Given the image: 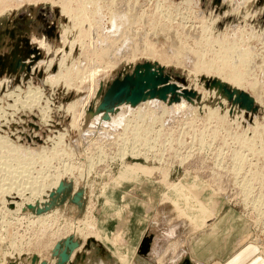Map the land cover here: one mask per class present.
I'll list each match as a JSON object with an SVG mask.
<instances>
[{
    "label": "rangeland",
    "instance_id": "rangeland-1",
    "mask_svg": "<svg viewBox=\"0 0 264 264\" xmlns=\"http://www.w3.org/2000/svg\"><path fill=\"white\" fill-rule=\"evenodd\" d=\"M74 1H71L73 2L72 6H75ZM179 1L93 0V4L90 0V8L92 11L98 12L91 22L94 28H90L89 24H87L88 22H84L82 24L84 29L82 30H87V32L91 33L85 37V41L92 42L93 46L95 42V48L97 49L100 45V41L97 39L113 31V27L110 25L112 20L109 18L121 17V19L119 18L120 20L116 19L117 25L119 26L121 21L125 23L121 22V26L117 27L119 32H117L118 34L115 37V40L117 39L115 42L118 41L116 45H121L125 39L119 42L121 41L120 36L125 35L126 37L127 34V38H129L125 42L127 48L132 46L130 43L139 42L138 44L142 46L146 42L152 44V49L156 50L157 54L161 55L162 53L163 57H165V54L170 59L173 55L177 56V58L174 57V61L171 60V62L173 61L172 63L166 58L169 63L165 62L166 67L160 68L164 69V72L175 82L188 86V89L191 90L192 86H196L197 90L193 89L196 93L194 99L195 103L198 102L197 105L200 109H186L179 112L180 114L177 112L171 115V113H161L160 109L157 112L151 113L149 111L145 113L148 111V108H145L142 110L145 114L127 115L126 130L122 128L123 126L102 128L94 125L92 118L95 114L107 113L105 110H99L98 105L108 85L116 79H121L125 74H130L135 65L150 62V56L137 51L134 53L132 63L127 62L129 59L124 56L116 67L102 79L103 88L100 95L92 101L85 116L81 118L76 115L77 118L75 117V119L78 125L73 127L74 129L69 127V121L71 122L70 119H72L71 114L64 112L61 107L78 96H80L79 98L85 97L88 93L87 84L82 85L84 89L77 94L73 89H69V92L64 91L62 83L55 87H52L49 83L45 84L43 76L39 81L33 77L29 81L26 79L18 82L15 81V75L12 73L7 74L4 72L0 76V80L3 78L9 79L8 84L4 82L0 86V110L5 108L6 104L13 103L15 100L13 96L18 94L17 92L24 96L28 87H32L37 88L41 93L40 105L44 106V102L49 105L48 119H50L49 121L43 120L36 108L31 112L25 109H20L21 111L15 113L11 112L12 118L6 117L5 120L0 116V124L2 125L0 126V144H3V141L6 140V142L10 143L9 145L21 148L19 151L14 150L15 152H12L14 147L10 148L5 141L4 143L6 144H3V147L0 146V183H2L0 184L2 186L0 190L4 189L7 191L11 185L14 186L11 187L13 189L24 188L25 190L31 186L34 188L35 184L38 185L40 176L49 174L62 176L65 169L71 170L69 175L66 174V177L61 179L62 181L59 183L58 193L60 196L58 199L50 205L45 204V206L38 209L39 211L34 210V207L37 206L35 204L40 201L35 199V201L37 200L36 203L24 204L20 211L14 212V214L13 212L10 213L7 209H14V204L11 202L12 207L8 206L6 209V206L2 203V198H5L3 196L5 191L3 190V194H0L1 264H30V258L34 251L32 245L37 240L39 241L38 243L53 245L45 254L42 252L45 258L49 259L52 256L53 247L56 244L63 246V240L67 237H70L71 241L78 242L79 245L89 241L86 243L87 246H84L85 249L81 250L78 247L79 252L75 249L74 254L77 252V255L73 260L71 259L72 264H122L111 255V250L117 249V252L124 254L130 248L135 252L134 255L137 254L147 264L158 263L153 258L152 253L155 252H159L158 254L160 255L162 253L163 257H168L171 253V257L162 262L163 264H196V262H200V264H212L213 262H219L218 264H243L245 261L240 262L238 259L239 256L244 255L250 260L249 262L264 264V99L262 107L254 103L255 111H246L239 105L235 107L217 89L214 91L215 94L210 95L208 93L201 99L202 97L197 91L202 89L205 92H210L213 90V87H209L207 84L211 79L215 78L206 79L204 72L199 71V73L195 68L196 62H206L213 58V52H209L208 45L210 44L213 50H217L218 47L215 42L211 43L210 40L215 37L214 35L222 33L229 25L241 26L244 23L249 24L251 27L243 32L241 38L243 41L245 40L244 43L249 47L259 48L261 46L259 37L264 33V12L261 9L263 4L262 2L258 3L259 1L255 3L249 0L247 1L248 4L246 3L243 7V11L241 6L238 12L236 10L233 11L231 5L228 6L230 0H219L218 4L214 0H197L198 4L195 3V0L194 2L193 0L187 1V3L182 0ZM59 3L60 0H18L15 3L17 5L14 6L15 8L1 12L0 54H9L17 44L19 53L23 55L27 48L18 38L25 36L28 39L43 37L50 45L51 51H56L55 55L57 58L62 56L63 52L68 50V43H65L63 48L60 35L63 30L70 29L71 23L66 16L59 12L61 7V3ZM222 10L226 12L232 11L221 18L219 15H222ZM245 12H251L250 14L253 17L250 20L244 19ZM124 14H126V17H124ZM100 15L103 18H100ZM216 15L217 22L212 23V19ZM95 19H98V23ZM208 20H211V23ZM238 21L239 23H237ZM99 22L101 24L99 25L100 29L98 27ZM94 25H97V29ZM47 26L53 27L50 28L52 29L51 34L48 33ZM109 29L110 31L107 32ZM128 30L134 31L130 32ZM122 31H127V33L125 34ZM166 31H170V33H166ZM172 31L173 33H171ZM248 32L252 33L249 35ZM174 33L176 38L173 36ZM205 33L206 35H204ZM75 34V30L71 31V34H69L70 38ZM166 34L170 35L167 36ZM252 38L253 41H250ZM174 39L176 42L173 45ZM206 41H209V44L206 45ZM178 45L180 48H177ZM62 48L64 51H62ZM181 48L186 51L184 52ZM178 50H181L182 54L175 52ZM98 51L96 50L95 53L91 52L84 58L79 53L78 45H76L71 57L67 58V63L69 62L70 64L72 61L74 63L73 70L72 68L70 69L72 72H70V76L77 81V77L81 78L84 72L87 71L85 70L86 68L93 66L92 62H95L94 59L100 63L101 61L97 59L100 53H97ZM90 54H92V57ZM29 55L33 56L32 53ZM45 57H47L46 53L42 52L41 59L45 60ZM79 61L82 62L80 63ZM125 62L127 66L123 64ZM77 63H80V66ZM100 64L104 65L102 62ZM259 64H262L261 58L255 57L253 60V73L256 78L262 79L264 78V68H262L264 64ZM55 66L51 69L54 72L57 69V66ZM51 70L50 73L52 72ZM195 72H198L197 77ZM247 91L246 89L244 92L248 94L249 91ZM186 100L188 101L189 99ZM215 107H217V110L212 115V109ZM116 108L117 106L114 107V109ZM224 109L230 110L229 112L227 111L226 119H217L218 115H222ZM232 109H236V117L243 110V119L237 120L233 116L230 119ZM108 113H112V111ZM124 113L127 114L126 112ZM88 114L89 116H87ZM0 115L3 114L1 113ZM9 120L10 123H5ZM82 132L85 134H81ZM57 134L65 136L61 137L60 140H56ZM139 139L141 142L138 141ZM136 141L138 142L136 143ZM138 149L141 152L140 155L131 153V151ZM121 150L122 152L126 151L128 154L120 158ZM144 155H147L148 158L145 159ZM134 162L154 167L155 170L152 175L150 174L151 176L137 172L139 177L136 181L128 177L124 179L117 178L125 170L124 166L126 164ZM88 165L91 167L89 166L88 168ZM85 172L89 175L88 179H79L77 174ZM131 174H136V172H131ZM168 185H171V187L176 185L181 192L178 194L176 191L171 190ZM201 190L203 191L201 192ZM195 194H198L197 198ZM215 201L218 204L217 206L212 203ZM196 202L198 204L194 205ZM188 203L194 205L193 211L187 209ZM212 206L215 211L212 210ZM60 207L65 211H61ZM182 208H184L185 216L181 214L180 210ZM37 216L41 217L37 218ZM78 221H84V223L87 221L86 224H93L95 229L98 230L100 239L96 240L92 237L82 241L83 237L81 235L72 236L64 229V226L67 225L64 223L77 225L79 224ZM200 221L202 223H199ZM116 224H119L118 230L115 228ZM81 225L82 233L85 235L84 233L88 229ZM123 226H126L127 234L121 231L120 234L124 238H132L133 241L116 247L117 241H112V238L117 239L118 234L116 232L124 230ZM79 233H81V230ZM140 239L141 242L139 241ZM240 239H243V241L239 244L238 241ZM175 240H183V242H178L179 248L176 242L177 244L174 245L175 249H171V245L168 244L174 243ZM184 240H186V245ZM50 241H52L51 244ZM130 242H133V246H131ZM136 242H140V244L135 246ZM11 243H14L18 249L20 247L23 253L22 256L7 257V254L11 251ZM113 243L115 244L113 245ZM165 246H169V249ZM164 247L165 249H163ZM166 248L169 254L165 252ZM87 250L88 252H86ZM3 253L6 254L3 255ZM24 253L29 256L25 257ZM228 253H234V255L229 257V260L211 259L214 255H218L221 258ZM81 254H84V257L77 259V256ZM235 255L237 256L235 257ZM38 260L37 257L36 264H40ZM129 264H136L134 256ZM142 264L144 263L142 262Z\"/></svg>",
    "mask_w": 264,
    "mask_h": 264
},
{
    "label": "bare ground",
    "instance_id": "bare-ground-1",
    "mask_svg": "<svg viewBox=\"0 0 264 264\" xmlns=\"http://www.w3.org/2000/svg\"><path fill=\"white\" fill-rule=\"evenodd\" d=\"M18 0H0V13L3 12L4 10H11L13 8H15L14 6H17L15 5V3L17 2ZM58 1V0H57ZM72 1V0H71ZM70 0H60V3H61V7H60V13L63 14V16H66L69 20H70V23H71V27H69L70 29H65L62 31L61 35H60V39L62 40L63 42V48H64V45L65 43H68V50L67 51H64V49L62 48V51L63 52V55L62 56H59L57 58V56L55 55L56 51H51L52 49L50 48V45L48 44V42H46V40L42 37V38H39V39H36V38H33V39H28V42H29V47H32L34 49H36V52L38 51L40 54L42 52L46 53L47 57H45L46 59L43 60L41 59V56L40 58H37L33 64L30 66V70H29V73L27 75V79L28 81L30 79H32L33 77L37 78L38 81L42 78L43 76V79H44V83H49L52 87H55L57 85H59V83H62V87H64V91H68L69 89H73L77 94L78 92H80L83 88L82 85L84 84H87L88 86H86L88 88V93L87 95H85V97H81L79 98L80 96L76 97L75 99H73L72 101L68 102L66 105H64L62 108V110L64 112H67V113H70L71 114V122L69 121V127H77L78 125V122L77 120L75 119L76 115L79 116V117H83L85 116V113L87 114L88 112V109L90 108L91 104H92V101H94V99L96 97H98L100 95V92L103 88V83H102V79L108 74L109 71L113 70L117 63L121 60V58H124L127 57L129 60L127 62H130L132 63V58L134 56V53L135 51L137 52H140L141 54H144L146 56H150V62L151 64H154L155 67H166L165 66V62H171V60L174 61V57L177 58V56H174L171 57H166V54H165V57L162 56V53L161 55L160 54H157L152 48V44L150 43H146L145 42V45H142L140 46V44H138L139 42L133 44V43H130L132 44L131 47H126L125 45V42H126V39H129L127 38V31H122L126 34V37L125 35L124 36H120V39L121 41L119 42H122L123 43L121 45L118 44V46L116 45L117 42H115V37L116 35L118 34L117 31V27L119 28L120 23L123 21H119L121 19V17H117L119 20V26L117 25V22H116V19L117 18H109L112 20V24L110 23V25L113 27V31L109 32L107 35L103 36V37H100L98 38L97 40H99L98 42L100 43L99 47H97V49L95 48V42H94V46H93V43L92 42H86L85 41V37L88 36V34H91L90 32H87V30H82L84 29L82 27V24L84 22H88L87 24H89L88 26L91 28L92 27V20L94 17H96V13H98L97 11L95 12L92 11V9L90 8L91 6V3H90V0H75V6H72V3ZM92 3H93V0H91ZM115 1V0H114ZM181 1V0H180ZM179 1V2H180ZM183 2H186L187 1H190V0H182ZM224 1V0H223ZM247 1L249 0H230V4L228 6H232V10H240L241 6H242V11H243V7L245 6V4L247 3ZM253 2L257 3V1H259L258 3L262 2L263 4V9L262 12H264V0H252ZM52 2V1H51ZM106 2V1H105ZM110 2V1H109ZM194 2V0H193ZM198 1L195 0V3H197ZM59 3V4H60ZM111 3V2H110ZM130 3V2H129ZM235 3V4H234ZM22 4V3H21ZM94 4V3H93ZM104 4V3H103ZM132 4V3H131ZM198 4V3H197ZM248 4V3H247ZM97 5H98V2H97ZM96 5V7H98ZM111 5V4H110ZM135 5V4H134ZM142 5V4H141ZM181 5V4H180ZM123 6V4H122ZM195 6V5H194ZM220 6V5H219ZM252 6V4H251ZM101 7V6H100ZM134 7V6H133ZM156 7V6H155ZM159 7V6H158ZM223 7V6H222ZM255 7V6H254ZM138 8V7H137ZM246 8V7H245ZM249 8V7H248ZM58 9V8H57ZM134 9V8H133ZM158 9V8H157ZM97 10V8H96ZM101 10V9H100ZM98 10V11H100ZM116 10V9H115ZM132 10V9H131ZM226 10V8H225ZM223 11L221 14L222 15H219L221 16H226L227 14H230V12H226V11ZM228 10V9H227ZM107 11V10H106ZM129 11V10H128ZM235 11V12H236ZM260 11V10H259ZM112 12V11H111ZM125 12V11H124ZM132 12V11H131ZM139 12V11H138ZM142 12V11H141ZM239 12V11H238ZM237 12V13H238ZM119 13V12H118ZM117 13V14H118ZM251 13V12H250ZM250 13L248 12H245L243 18L244 19H251L253 17V15H251ZM254 13V12H253ZM252 13V14H253ZM116 14V16H117ZM140 14V13H139ZM233 14V12H232ZM236 14V13H235ZM243 14V13H242ZM99 15V14H98ZM111 15V14H110ZM115 15V14H114ZM119 15V14H118ZM122 15V14H121ZM126 17V14H124ZM215 15V14H214ZM129 16V15H128ZM177 16V15H176ZM241 16V15H240ZM239 16V17H240ZM112 17V16H110ZM135 17V16H134ZM137 17V16H136ZM211 17V16H210ZM100 18H103L101 17L100 15ZM99 19V18H98ZM98 19H95L98 23ZM108 19V21H109ZM125 19V18H124ZM123 19V20H124ZM131 19V17H130ZM230 19V18H229ZM239 19V18H238ZM241 19V18H240ZM100 20V19H99ZM129 20V19H128ZM219 20V19H218ZM132 21V20H130ZM129 21V23H130ZM146 21V19H145ZM144 21V22H145ZM204 21V20H203ZM209 21V20H208ZM211 21V20H210ZM209 21V22H210ZM254 21V20H253ZM102 22V21H101ZM143 22V21H142ZM172 22V21H171ZM182 22V21H181ZM208 22V23H209ZM216 23L217 22V15L215 18L212 19V23ZM247 22V21H246ZM250 22V21H249ZM70 23H69V26H70ZM125 23V22H124ZM123 23V24H124ZM211 23V22H210ZM239 23V21L237 22ZM241 23V22H240ZM253 23V22H251ZM94 24H95V21H94ZM135 24V23H134ZM142 24V23H140ZM154 24V23H153ZM68 25V24H67ZM100 22L98 24V27L100 29ZM127 25V24H126ZM144 25V24H143ZM159 25V24H158ZM161 25V23H160ZM163 25V24H162ZM209 25V24H208ZM252 25V24H251ZM66 26V25H65ZM95 26V25H94ZM131 26V25H130ZM129 26V27H130ZM133 26V25H132ZM96 29H97V25L95 26ZM126 27V26H125ZM128 27V29H129ZM154 27V26H153ZM152 27V28H153ZM203 27V26H202ZM251 26H249V24H243V25H232L229 27H226L224 29V31L222 33H219L217 35H214L215 37H213L210 41L211 43H216L217 44V50H213L212 49V46L209 44V41L207 42L206 41V45H208V49H209V52H213L212 56L213 58L206 61V62H196V71H202L204 72L205 74V78L208 79V78H215L216 80L220 81L221 83H224L226 84L227 86H229L230 88L236 90V91H245L246 89L249 91L248 92V95L249 97L254 100V103H257L258 105H260L261 107L263 106V94H264V78L260 79V78H256L254 73H253V60L255 57H260L261 58V63L264 64V33L262 34V36L259 37V40H260V47L259 48H254V47H249L247 44L244 43V41L242 40L241 36L243 35V32L246 30V29H249ZM94 28V27H92ZM133 28V27H131ZM262 28V26H261ZM87 29V28H86ZM104 29V28H103ZM121 29V28H120ZM172 29V28H171ZM202 29V28H201ZM207 29V27H206ZM205 29V31H207ZM210 29V28H209ZM253 29V28H251ZM75 30L76 31V34L70 38V35L71 34V31ZM89 30V28H88ZM142 30V29H141ZM151 30V29H150ZM169 30V29H167ZM184 30V29H183ZM199 30V29H198ZM213 30V29H212ZM264 30V28H263ZM105 31V30H104ZM110 31L107 30V32ZM116 31V32H115ZM121 31V30H120ZM130 31V30H128ZM131 31H134V30H131ZM130 31V32H131ZM139 31V30H138ZM154 31V30H153ZM161 31V30H160ZM163 31V30H162ZM203 31V30H202ZM204 31V32H205ZM254 31V30H253ZM258 31V30H257ZM97 32V31H96ZM101 32V31H100ZM121 32V33H122ZM145 32V31H144ZM170 33V31H168ZM166 31V33H168ZM176 32V31H175ZM211 32V31H210ZM148 33V32H146ZM173 33V31L171 32ZM182 33V32H181ZM230 33V34H228ZM249 33V32H248ZM252 33V32H251ZM249 33V35L251 34ZM102 34V33H101ZM195 34V33H194ZM202 34V33H201ZM211 34V33H210ZM130 35V34H128ZM132 35V34H131ZM137 35V34H136ZM165 35V34H164ZM167 35V34H166ZM170 35V34H169ZM167 35V36H169ZM206 35V33L204 34ZM212 35V34H211ZM253 35V34H252ZM257 35V34H256ZM94 36V35H93ZM100 36V35H99ZM135 36V35H133ZM166 36V37H167ZM174 38H176V35L174 33ZM208 36V35H207ZM254 36V35H253ZM98 37V36H96ZM137 37V36H136ZM206 37V36H205ZM210 37V36H209ZM233 37V38H232ZM133 38V37H132ZM168 38V37H167ZM172 38V37H171ZM199 38V37H198ZM134 39V38H133ZM139 39V38H138ZM137 39V40H138ZM170 39V38H168ZM119 40V39H118ZM166 40V39H165ZM207 40V38H206ZM249 40V39H248ZM258 40V39H257ZM95 41V40H94ZM132 41V40H130ZM250 41H253V38L250 40ZM115 42V43H114ZM143 42V41H142ZM172 42V40H171ZM174 42H176V40L174 39L173 40V45H174ZM205 42V41H203ZM258 42V41H257ZM181 43V41H180ZM198 43V42H197ZM202 43V42H201ZM253 43V42H252ZM62 44V43H61ZM156 44V43H155ZM176 44V43H175ZM205 44V43H204ZM215 44V45H216ZM76 45H78L79 47V53L81 55H83L82 57L86 58L87 55H89V53H95L96 50H99L97 53L98 54V60H100L102 63H104V65H101L98 61L96 62V59L95 62L93 61V66H90L88 67V69L86 68L85 70H87L86 72H84V75H82V79L81 78H78L77 77V81L75 79H73L71 76H70V72H71V68L73 70V66H74V63L73 61L67 63V58L71 57L72 55V52L74 50V48L76 47ZM125 45V47H124ZM177 45V44H176ZM252 45V44H251ZM130 46V45H128ZM182 47V46H181ZM185 47V46H184ZM156 48V47H155ZM159 48V47H158ZM177 48H180L179 45ZM61 49V47H60ZM59 49V50H60ZM206 49V48H205ZM177 50V49H176ZM184 52L186 51L185 49H182ZM181 50H178V51H175L176 53H181ZM207 50V49H206ZM58 51V50H57ZM174 51V49H173ZM136 52V53H137ZM158 52V51H157ZM171 52V51H170ZM188 52V51H187ZM186 52V53H187ZM160 53V52H159ZM164 53V52H163ZM176 53H174L176 55ZM79 54V55H80ZM139 54V53H138ZM173 54V52H172ZM182 54V53H181ZM200 54V53H199ZM80 55V56H81ZM92 54H90L91 56ZM164 55V54H163ZM136 56V55H135ZM171 56V55H170ZM178 56H180V54H178ZM199 56V55H197ZM92 57V56H91ZM138 57V56H137ZM202 57V56H201ZM89 58V57H88ZM96 58V57H95ZM135 58V57H134ZM166 58L169 59L166 61ZM181 58V57H180ZM203 58V57H202ZM92 59V58H91ZM91 59H88V60H91ZM136 59V58H135ZM165 59V60H164ZM179 59V58H178ZM259 59V58H258ZM83 60V59H82ZM87 60V61H88ZM93 60V59H92ZM103 60V61H102ZM125 60V59H124ZM176 60V59H175ZM182 60V59H181ZM260 60V59H259ZM172 61V62H173ZM201 61V60H200ZM203 61H204V58H203ZM26 64L29 62L27 59H26ZM80 62V61H79ZM82 62V61H81ZM80 62V63H81ZM168 62V63H169ZM171 62V63H172ZM177 62V60H176ZM80 63H77L79 64L80 66ZM88 63V62H87ZM165 63V64H164ZM256 63V62H255ZM259 63V62H258ZM127 66L126 62L123 63ZM129 64V63H128ZM262 64H259V65H262ZM57 66V69L56 71H52L51 69L54 68V66ZM82 65V64H81ZM55 66V67H56ZM83 66V65H82ZM124 66V65H123ZM87 67V66H86ZM130 67V66H128ZM170 67V66H169ZM75 68V67H74ZM77 68V67H76ZM199 68V69H198ZM264 68V66L262 67ZM124 69V68H123ZM162 69V68H161ZM50 70L53 72L50 73ZM78 70H80V68H78ZM260 70V69H259ZM84 71V70H82ZM164 71V69H163ZM195 71V70H194ZM40 72L41 75H38ZM198 72H195L196 73V77L198 76ZM72 73V72H71ZM200 73V72H199ZM263 73V72H262ZM74 74V73H73ZM79 74V72H78ZM200 75V74H199ZM84 76V77H83ZM195 77V75H194ZM203 77V76H202ZM203 77V79H204ZM12 78V77H10ZM24 74H20L19 75V81L21 80H24ZM195 79V78H194ZM171 81L175 82L172 78L170 79ZM199 80V79H198ZM6 82L7 84L9 83V79H6V78H3L0 80V86ZM106 83V82H105ZM202 83V82H201ZM175 84L178 85L179 87V92H181L182 89H186V90H190L188 89L189 87L184 85V84H181L179 82H175ZM192 84V83H191ZM190 84V86H191ZM199 85V84H197ZM201 85V84H200ZM193 89L197 90L196 86H192L191 87V90L194 91ZM215 87H213V90H211L210 92L207 91H203L201 89V91H197L200 93L201 95V99L204 98V96H206V94L210 93V95H213L214 91H215ZM208 90V89H206ZM210 90V88H209ZM69 92V91H68ZM178 92V93H179ZM18 94L14 95L13 99H15L13 101L12 104H6L5 108H1L0 110V114L2 113L3 115H0L2 117V119H6V117H9V118H12L13 115H11L10 113H15V112H18V111H21L20 109H25L27 110L28 112H31L33 109H37L38 112H39V115L40 117L43 118V120L45 121H49L50 119H48V114H49V105L44 102V106H41L40 105V101H41V96H40V92L37 88H32V87H28V90L26 91V95H20L19 92H17ZM66 93V92H65ZM85 93V94H86ZM198 93V94H199ZM67 94V93H66ZM73 94V93H72ZM181 95H179V99L176 101V102H168V101H162V100H159L157 98H152V99H146L144 101H141L140 103H138L137 105L135 106H131L130 104H127V103H123V104H120L119 106H117L116 109H114L112 111V113H108V117L106 118L105 117V113L101 112V113H97L95 114V116H93L92 118V123L94 125H97V126H101L102 128L103 127H115V126H123L122 128H124L125 130L127 129V123L126 121L128 122V119H127V115L128 114H131L132 115H142V114H145V113H148L149 111L152 113V112H157V110L159 111H162L161 113H179L181 111H185L186 109L188 110H196V109H200L198 107V102L195 103V99H190L188 97H184L182 95V93H180ZM215 94V93H214ZM219 95V94H218ZM9 96V95H8ZM75 96V95H74ZM73 96V97H74ZM209 96V95H208ZM221 96V95H219ZM213 97V96H212ZM7 98V97H6ZM209 98V97H208ZM211 98V97H210ZM218 98V97H217ZM220 98V97H219ZM12 99V100H13ZM186 99H189L188 101ZM207 99V97H206ZM222 101V100H221ZM218 102V101H217ZM94 103V102H93ZM204 103V102H203ZM202 103V105H203ZM216 103V102H215ZM205 104V103H204ZM217 104V103H216ZM221 105V104H219ZM225 105V104H224ZM201 106V105H199ZM208 106V105H207ZM215 106V104H214ZM218 106V105H217ZM1 107V106H0ZM155 107H157L156 109H154ZM202 107H206V106H202ZM210 107V106H209ZM236 107V105H235ZM60 108V109H61ZM145 108H148V111H146L145 113L142 112V110H144ZM217 107H215L214 109H212V115H213V112L215 111L216 112V109ZM223 109V108H222ZM219 110H221L219 108ZM225 110V109H224ZM222 112V115H218L217 119L219 118L220 120H224L226 119V114L228 110H225ZM236 110V109H235ZM232 109V114L230 119H232V116L233 118H236L237 120L239 119H243L242 115L244 114L241 110L238 114V117H236L235 115V111ZM238 110V109H237ZM240 110V109H239ZM230 111V110H229ZM228 111V112H229ZM124 112H126L127 114H125ZM220 112V111H219ZM66 113V114H67ZM160 113V112H159ZM210 113V114H211ZM180 114V113H179ZM216 114V113H215ZM7 115V116H6ZM211 115V116H212ZM89 116V114L87 115ZM209 116V114H208ZM137 117V116H136ZM77 118V117H76ZM80 118V119H81ZM146 118V117H144ZM156 118V117H155ZM173 118V117H172ZM208 118V117H207ZM133 119V118H132ZM136 119V118H135ZM204 119V118H203ZM139 120V119H138ZM149 120V118H148ZM205 120V119H204ZM14 121V120H12ZM82 121V120H81ZM143 121V120H142ZM153 121V120H152ZM208 121V120H207ZM234 121V120H233ZM161 122V121H160ZM167 122V121H166ZM220 122V121H219ZM1 123V121H0ZM5 123H10V120L5 122ZM80 123V122H79ZM136 123V122H135ZM149 123V121H148ZM94 125H92V127H94ZM163 125V124H162ZM254 125V124H253ZM0 126H2L0 124ZM134 127V126H133ZM143 127V126H142ZM141 127V128H142ZM158 127V126H157ZM264 127V126H263ZM68 128V127H67ZM71 128V129H72ZM104 128V129H105ZM116 128V127H115ZM114 128V129H115ZM162 128V127H161ZM74 129V128H73ZM133 129V128H132ZM191 129V128H190ZM68 130V129H67ZM87 130V129H86ZM123 130V129H122ZM135 130V129H134ZM153 130V129H152ZM255 130V129H254ZM253 130V131H254ZM65 131V130H64ZM71 131V130H70ZM96 131V130H95ZM100 131V130H99ZM114 131V130H112ZM137 131V130H135ZM134 131V132H135ZM249 131V130H248ZM61 133V131H60ZM88 133V132H87ZM112 133V132H111ZM123 133V132H122ZM137 133V132H136ZM64 134V133H62ZM62 134H57V138L56 140H60L61 137L63 138V135ZM81 134H85V133H81ZM146 134V133H144ZM159 134V133H158ZM180 134V133H179ZM184 134V133H183ZM247 134V133H246ZM118 135V134H117ZM136 135V134H135ZM147 135V134H146ZM145 135V136H146ZM185 135V134H184ZM255 135V134H254ZM139 136V135H138ZM180 136V135H179ZM85 137V136H84ZM141 137V136H140ZM1 138V137H0ZM6 138V137H5ZM81 138V137H80ZM122 138V137H121ZM134 138V137H133ZM137 138V137H135ZM250 138V137H249ZM55 139V138H54ZM138 139V138H137ZM6 142V140H4ZM3 141V144H6L4 143ZM88 141V140H87ZM133 141V140H132ZM140 141V139L138 140ZM136 141V143L138 142ZM150 141V140H149ZM154 141V140H153ZM254 141V140H253ZM56 142V141H54ZM59 142V141H58ZM141 142V141H140ZM146 142V141H145ZM60 143V142H59ZM75 143V142H74ZM131 143V142H130ZM135 143V144H136ZM249 143V142H248ZM3 144H0V146L3 147ZM10 143H8L9 145ZM12 144V143H11ZM55 144V143H54ZM62 144V143H60ZM132 144V143H131ZM252 144V143H251ZM65 145V144H64ZM134 145V143H133ZM155 145V144H154ZM257 145V144H256ZM5 146V145H4ZM10 148L13 146L9 145ZM68 146V145H67ZM71 146V145H69ZM6 147V146H5ZM14 147V146H13ZM12 147V148H13ZM54 147V146H53ZM56 147V146H55ZM146 147V146H145ZM256 147V146H255ZM258 147V146H257ZM66 148V146H65ZM260 148V147H259ZM19 149L21 148H18V147H14L13 151L12 152H15L14 150H17L19 151ZM53 149V148H52ZM60 149V148H59ZM1 150V148H0ZM66 150V149H65ZM70 150V149H69ZM148 150V149H147ZM8 151V150H7ZM26 151V150H25ZM253 151V150H252ZM261 151V150H259ZM82 152V151H81ZM122 152V150H121ZM2 153V152H1ZM131 153H137L136 155H140L141 152H139V149L138 150H135V151H131ZM121 154V153H120ZM125 154H128L126 151H123L120 158L125 156ZM158 154V152H157ZM175 154V153H174ZM133 156V154H131ZM260 155V153H259ZM135 156V155H134ZM155 156V155H154ZM146 157V158H145ZM2 158V157H1ZM144 158L147 159L148 156L147 155H144ZM150 158V157H149ZM157 159V158H156ZM160 159V158H159ZM136 160V159H135ZM142 160V159H140ZM182 161V160H181ZM87 165V164H86ZM121 165V164H120ZM185 165V164H184ZM90 165H88V168H89ZM93 166V165H92ZM234 166V164H233ZM91 167V166H90ZM156 167V166H155ZM238 167V166H237ZM88 168H87V171H88ZM125 170L120 173L117 178H130L134 181L138 180V174L137 172L139 173H142V174H148V176L154 172L155 168L154 167H148L144 164H140V163H137V162H134V163H130V164H126L124 166ZM239 168V167H238ZM91 170V168H90ZM71 170H64V174L62 176H54V175H44V176H40V181L38 183V185H36L35 183V187L32 188L29 187V189H25L22 188H11L13 185L11 186H7L8 187V190L5 191V198H2V203L4 206H6V209L7 207L11 206V202L12 204H14V209L12 210H9L7 209L8 212H18L20 211L21 208H23L24 204H33L34 202L36 203L35 199H39L40 201H37L38 203H36L34 207V210L36 211H39L38 209L42 208L43 206H45V204H51L52 202L56 201L58 199V197L60 196V194L58 193V186H59V183L62 181L61 179L65 178L66 177V174L69 175ZM131 172H136V174H131ZM89 173V171H88ZM87 172L83 173V174H77L78 178L81 179V180H85L89 175H88ZM43 174V173H42ZM150 175V176H151ZM196 175V174H195ZM51 176V177H50ZM5 178V177H4ZM88 179V178H87ZM78 180V179H77ZM2 181V180H1ZM15 181V180H14ZM35 181V180H34ZM37 181V180H36ZM16 182V181H15ZM38 182V181H37ZM10 183V182H9ZM8 183V184H9ZM31 183V182H30ZM84 183V181H83ZM2 184V183H0ZM33 184V185H34ZM32 185V184H30ZM172 185V184H171ZM171 185L169 186V188L171 190H174L176 191L178 194L181 192L180 190L177 189V186H173L171 187ZM4 186V185H3ZM17 186V185H16ZM82 186V185H81ZM2 187V186H0ZM14 187V186H13ZM191 187V186H190ZM189 187V188H190ZM80 188V187H79ZM85 188V187H84ZM168 188V190H170ZM192 188V187H191ZM205 188V187H204ZM245 188V187H244ZM203 189V187H202ZM243 189V188H242ZM247 189V188H245ZM2 190V189H1ZM0 190V194L2 193L3 194V190L1 191ZM29 192H27V191ZM217 190V189H216ZM248 190V189H247ZM246 190V191H247ZM64 191V190H63ZM75 191V190H74ZM86 191V190H84ZM203 190H201L202 192ZM26 192V193H25ZM194 192V191H193ZM192 192V193H193ZM215 194V193H214ZM219 194V193H218ZM24 195H27V196H24ZM73 195V194H72ZM165 195V194H164ZM163 195V197H164ZM196 195V194H195ZM198 195V194H197ZM197 195L195 196L197 198ZM200 195V194H199ZM1 196V195H0ZM167 196V195H166ZM187 196V195H186ZM142 200V199H141ZM187 202V201H186ZM202 202V201H200ZM79 203V202H78ZM212 203H215L216 206L218 205L215 202H212ZM89 204V203H88ZM176 204V203H174ZM186 204V203H185ZM198 204L197 202L194 204L196 205ZM67 205V204H66ZM194 205L192 204H189L188 203V207L187 209L189 211H193L194 210ZM203 205V204H202ZM207 205V204H206ZM213 205V204H212ZM34 206V205H33ZM12 207V206H11ZM59 209V207H57ZM70 208V206H69ZM215 208V207H214ZM148 209V208H147ZM211 209V207H210ZM14 210V211H13ZM60 210L62 211H65L64 209H61L60 207ZM59 210V211H60ZM212 210L215 211V209H213V206H212ZM57 211V209H56ZM149 211V210H148ZM181 214H184V208H182L181 210ZM185 211H186V207H185ZM208 211V210H207ZM211 211V210H210ZM209 211V212H210ZM217 211V210H216ZM86 213V212H85ZM211 213V212H210ZM99 214V213H98ZM180 214V213H179ZM212 214L214 216V213L212 211ZM196 216H200V215H196ZM41 217V216H40ZM37 216V218H40ZM182 217V216H181ZM212 218V217H211ZM18 219V218H17ZM55 219V217H54ZM190 219V218H189ZM86 220V219H85ZM94 220V219H93ZM93 220H90V221H93ZM15 222V221H14ZM79 222V221H78ZM77 222V223H78ZM89 222V221H88ZM207 222V220H206ZM87 223V221H86ZM84 223V221H80L79 224L77 225H74L73 223L70 224V223H64V224H67L66 226H64V229L70 233V235L72 236H77L78 234L81 235L83 237L82 241H85V240H88L92 237H94L96 240H99L100 239V236L98 234V230L95 229V227L93 226V224H86ZM117 223V222H116ZM127 223V222H126ZM141 223V222H140ZM189 223V222H188ZM192 223V222H191ZM199 223H202V221H200ZM80 224H82L81 226L84 225V228L86 227L87 230V234L84 233L85 235H83L82 233V228L80 227ZM190 224V223H189ZM119 225V224H117ZM116 225V226H117ZM138 225V224H137ZM126 227V226H124ZM139 227V226H138ZM193 228V226H191ZM119 228V227H118ZM136 228V227H135ZM203 228V227H202ZM7 229V228H6ZM148 229V228H147ZM46 230V229H45ZM81 230V233H79V231ZM118 230V229H117ZM116 230V231H117ZM201 230V229H200ZM120 231V230H119ZM189 231V230H188ZM45 232V231H44ZM43 233V232H42ZM5 235V234H4ZM48 235V234H47ZM52 235V234H51ZM54 235V234H53ZM107 235V234H106ZM67 238H70V237H67ZM81 238V237H80ZM103 240H105L104 237H102ZM107 238V237H106ZM171 238V237H170ZM13 239V238H12ZM40 239V238H39ZM44 239V238H43ZM47 239V238H46ZM71 239V238H70ZM177 239V238H176ZM179 239V238H178ZM45 240V239H44ZM171 240H174V239H171ZM112 241L116 242L117 239L115 238H112ZM185 241V245H186V240ZM243 241V239H240L238 242L239 244ZM14 242V241H13ZM36 242V240H35ZM39 241L37 240L36 243H34V245H32V249H34V251L32 252L33 255H36L38 257V263H45V264H57V256H51V258H45L44 254L46 252H48V250L51 248V246L53 245H48V243H38ZM52 241H50V244H51ZM87 242V241H86ZM86 242H84V244L82 245V243L79 245L78 243V247L82 250V249H85L84 246H87ZM119 242V245H115L116 247H119V246H122L124 244L123 240L121 241H118ZM178 242H183L182 241H177L175 240L174 243H170L168 245H171L170 248L173 249L174 248V245L177 244ZM16 243V242H15ZM115 243H113L114 245ZM61 244H59V247H58V251H60L63 246H60ZM182 247V245H180ZM77 247V248H78ZM167 247V246H165ZM165 247L163 249H165ZM176 247V246H175ZM75 248V249H77ZM78 248V249H79ZM169 249V246L167 247ZM166 248V250H167ZM178 248H179V243H178ZM11 251L9 252V254H7V257L11 258V257H20L23 255V253L21 252L20 250V247L19 249L17 247H15L14 243H11ZM31 249V250H32ZM75 249L70 252L69 254V259L66 263L64 264H72V260L73 258L77 255V252L74 254V251ZM77 249V251L79 252V250ZM127 249V248H126ZM175 249V248H174ZM117 249H112L111 250V255L116 259V260H119L122 264H129L131 263V259L133 257V249H127V251L124 253V254H121L119 252L116 251ZM165 250L166 253L169 254V251L167 252ZM44 254H43V253ZM88 252V250L86 251ZM172 252V250H171ZM8 253V252H7ZM27 253V252H26ZM83 253V252H82ZM135 253V252H134ZM159 253V252H158ZM157 252L154 253L153 256H155V261L158 262L159 264H163L162 262H165L167 259H169L171 257V253L169 254V258L164 256L163 257V254L161 253L158 254ZM173 254H175L174 252H172ZM6 253H3V255H5ZM25 254V253H24ZM30 254V255H32ZM74 254V255H73ZM133 254V255H132ZM172 254V255H173ZM26 256L25 257H28L29 255L25 254ZM174 257V256H173ZM54 258V259H53ZM3 259V258H2ZM8 259V258H7ZM72 259V260H71ZM16 260V259H15ZM18 260V259H17ZM21 260V259H19ZM4 262V261H3ZM173 262V261H171ZM170 262V263H171ZM6 263V262H5ZM157 263V264H158ZM219 262H213L212 264H218ZM1 264V263H0ZM36 264V262L34 263ZM59 264V263H58ZM196 264H200V262H196Z\"/></svg>",
    "mask_w": 264,
    "mask_h": 264
},
{
    "label": "water",
    "instance_id": "water-1",
    "mask_svg": "<svg viewBox=\"0 0 264 264\" xmlns=\"http://www.w3.org/2000/svg\"><path fill=\"white\" fill-rule=\"evenodd\" d=\"M215 3H219V0H214ZM23 45L27 48L25 53L21 55L19 53L18 45L14 46V49L9 54H0V76L4 72L7 74L12 73L15 75V81H19V75L24 74V80L30 70V66L33 62L40 58L41 54L36 49L29 47L28 38L24 37L20 39ZM30 53L33 54L29 55ZM26 58L29 62L26 64ZM38 75H41L40 72ZM170 76L163 71V69L155 67L154 64L144 62L137 64L133 67L130 74H125L121 79L112 81L108 88L104 91L102 100L98 105L99 110H105L107 113L114 110V107L127 103L131 106H135L141 101L146 99L157 98L162 101L176 102L179 99L180 93L184 97L194 98L196 97L195 91L182 89L179 92V87L175 82L170 80ZM209 87H215L221 92L229 101L234 105H239L246 111H255L254 100L243 91H236L224 83L216 79H211L207 84ZM179 92V93H178ZM107 113L105 117L107 118ZM87 241L86 243H88ZM59 244H56L52 249V256H57V263L64 264L69 259V254L75 248L78 247V242L71 241L70 238L63 240V248L58 251ZM84 257V254L77 256V259ZM37 261V257L32 255L30 258V264H34ZM45 264V263H40Z\"/></svg>",
    "mask_w": 264,
    "mask_h": 264
},
{
    "label": "crops",
    "instance_id": "crops-1",
    "mask_svg": "<svg viewBox=\"0 0 264 264\" xmlns=\"http://www.w3.org/2000/svg\"><path fill=\"white\" fill-rule=\"evenodd\" d=\"M117 225V224H116ZM115 225V228L117 229V227H118V225L116 226ZM122 228H124V230H120L121 232H125V234H127L126 232H127V230L125 229V227L123 226ZM116 232L117 234H118V237H117V242H116V244L117 245H119V242L118 241H121V240H123V242L125 243V244H129V241H133V239L132 238H124V237H122V235L120 234L121 232ZM131 239V240H130ZM140 242H141V239L139 240ZM140 242H136L135 244V246H138L139 244H140ZM130 244H131V246H133V242H130ZM116 248V247H115ZM133 254H135L134 252H133ZM132 254V255H133ZM153 255H154V253H152ZM239 254V253H238ZM237 254V255H238ZM231 255H234V253L232 254V253H228L227 255H225V256H223V257H219L218 255H214L211 259H216V260H226V259H228L229 260V257L231 256ZM237 255H235V257L237 256ZM134 256V262H136V264H142V262L144 263V264H147V263H145L144 261H142L143 259H141V258H139V256L136 254V255H133ZM133 258V257H132ZM153 258L155 259V256H153ZM235 259V258H234ZM238 261H245V263H243V264H254L252 261L251 262H249L250 260L248 259V258H246V256L244 255V256H239V259H238ZM109 263V262H108ZM100 264H103V263H100ZM106 264V263H105ZM148 264H150V263H148ZM152 264H155V263H152Z\"/></svg>",
    "mask_w": 264,
    "mask_h": 264
},
{
    "label": "flooded vegetation",
    "instance_id": "flooded-vegetation-1",
    "mask_svg": "<svg viewBox=\"0 0 264 264\" xmlns=\"http://www.w3.org/2000/svg\"><path fill=\"white\" fill-rule=\"evenodd\" d=\"M47 28V30L49 31L48 33H50L51 34V31H52V29H50V28H53L52 26L50 27V26H47L46 27ZM25 36H22V37H19L18 39L20 40V39H22V38H24Z\"/></svg>",
    "mask_w": 264,
    "mask_h": 264
}]
</instances>
